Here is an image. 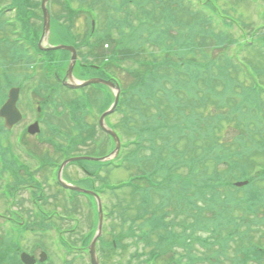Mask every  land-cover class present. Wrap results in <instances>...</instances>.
I'll return each mask as SVG.
<instances>
[{"label":"trees","instance_id":"1","mask_svg":"<svg viewBox=\"0 0 264 264\" xmlns=\"http://www.w3.org/2000/svg\"><path fill=\"white\" fill-rule=\"evenodd\" d=\"M76 1L96 20L103 41L85 43L83 37L76 42L79 33L73 26L80 15L69 8L68 16L52 11L51 42L77 48L85 43L89 50L98 44L102 48L105 42L113 46L110 56L100 62L83 53L86 61L80 69L83 73L99 69L120 84L117 112L123 115L112 126L123 146L116 164L138 171L118 186L108 187L107 177L103 178L117 244L101 243L103 249L110 245L104 263L128 264L124 254L117 257L120 249L136 252L137 264H264V188L257 184L264 179V21L259 26L250 21L246 28V22L223 9L225 0ZM15 3L24 16L29 5L36 9L39 4L37 0ZM262 16L264 20V12ZM23 24L20 36L36 53L48 57L60 74L61 66L54 64L57 53L38 48L41 25L26 20ZM1 40L5 43L0 44V104L9 86L18 82L24 86L37 63L26 45L6 37ZM250 48L260 55L241 56ZM43 85L54 88L46 81ZM96 86L68 97L67 102L54 95L50 104L45 103L54 109L48 140L61 157L90 139L94 142L98 135L92 111L106 110L113 94L96 92L100 90ZM61 106L64 113L58 111ZM63 114L66 118L56 117ZM62 126L67 127L65 137ZM8 132L0 123V179L13 161L8 153L15 154L6 143ZM23 142L27 145V137ZM31 146L35 154L39 152ZM113 148L114 142L105 139L92 152L106 155ZM48 153L30 163L35 159L40 167L48 165L53 161ZM113 163L98 166L106 167L110 175ZM25 174H18L8 187L31 183L30 166ZM96 179L86 183L93 186ZM241 179L249 183L239 188L234 182ZM7 244L0 239V264L7 257Z\"/></svg>","mask_w":264,"mask_h":264},{"label":"rangeland","instance_id":"2","mask_svg":"<svg viewBox=\"0 0 264 264\" xmlns=\"http://www.w3.org/2000/svg\"><path fill=\"white\" fill-rule=\"evenodd\" d=\"M252 0H231V1H222L221 3V6L223 7V9L227 10L229 13L233 14L234 17L236 18H240L242 19L244 22L247 23L246 25V28L249 27L250 28V20L252 21H255L256 24L260 23L262 20H261V17H259L257 15V13L254 11L253 9V6L256 2H253V5L250 3ZM247 6H246V5ZM54 7V6H53ZM59 6H57L58 8ZM54 12H55V9H54ZM82 19L83 17H81L80 21H81V24H82ZM37 22H39V19H35ZM81 27L84 29V26L81 25ZM248 31H251V30H248ZM241 56H245L247 59H252L253 57L251 56V54H258L256 53V50H254V48H250L248 51H242L240 52ZM260 55V53L258 54ZM56 56L60 59H63L65 57H68L67 54H65V52H57ZM69 62V61H68ZM67 62V63H68ZM103 74L98 72V71H94L93 73H90V74H86L85 77H94V76H102ZM96 88H99L101 90L104 91V93L106 94V90L101 87V86H97ZM34 89V83H31V82H28L26 83V87H25V92H24V101L25 99H28V95H27V92L29 94V97H30V92L31 90ZM33 101V100H32ZM34 107L36 108V104H34ZM35 111H32L31 112H28L27 113V118L23 121V124H21L19 127L15 128L11 135V142L13 144H15L16 140H17V135L20 133V131L22 130V127L24 125H26L27 122H29L30 120H32L33 118H35ZM121 118V115H119V113L115 114L113 116V121L116 122L118 121L119 119ZM55 122H59V121H56ZM29 144L30 145H34V147L42 154H45L47 152V150L49 149L51 151V153L54 150V148L49 144L48 145H45L43 142H40L34 138H30L29 139ZM93 147V146H92ZM52 149V150H51ZM91 149V146L88 145L87 148H84V151L86 154H89L91 156H99L96 152H88V150ZM26 156V155H25ZM84 164L86 165H90V166H97L98 165V162L97 161H93V160H90V161H85ZM73 166V165H71ZM37 168V167H35ZM262 171V170H260ZM72 173H74V175H72ZM44 173L42 172H38L36 173V177L39 178L41 181H43V175ZM72 176V177H76V178H72V177H69V176ZM82 176V172L78 171L76 167H68V170L66 171L65 173V177L66 178H71L73 180H78L77 177L79 176ZM128 177L129 176V172H126L124 170H122V168H119V169H113L112 173L110 174V178L112 181H118L119 179H122V178H125V177ZM126 177V178H127ZM258 183H259V188H264V181L262 180H258ZM56 184L54 182V178H50L49 180V183L47 185V192L48 193H54L57 191L56 189ZM29 198V192L27 191H18L17 195L14 197V202L10 203V201L12 200V198H9L8 199V203L5 201V198H3V195H2V190H0V213H1V218L0 220H6L7 221V218L10 217V212L8 211V208H11L13 210H22L21 209V206H26V207H30V201L28 200ZM53 201H56L54 198H53ZM51 201V202H53ZM82 201H86L85 199H82ZM20 203V204H17ZM60 203V204H59ZM61 201L60 200H57L56 201V205L54 207L57 208V210H60V209H63L62 206H61ZM54 205V203L52 204ZM47 206V205H46ZM49 207V205H48ZM52 207V206H51ZM49 207V208H51ZM81 207H84V209H81L77 215V218H78V227H77V231L76 233H80V235L84 234V232H88L89 231V226L87 225V220L84 219V217H88L89 215V212H87L88 210L86 209L85 205H81ZM8 222V221H7ZM70 223V220H65L62 222L63 226H66L69 228V225H72V224H69ZM112 225H113V222L109 221V223L107 224V229H108V232H110L111 228H112ZM5 229H9L10 225L9 223H6L4 222V225H2ZM5 232V231H3ZM41 231L37 230V231H33V230H29V232H27L26 234V237H24V245L25 244H30L31 245V242H34V241H41L43 243H45L42 239H44L46 241V239L44 237H38L36 236L35 233H40ZM51 234H53L54 236V239H57V235L55 233V231H52ZM108 237H110V235L108 234ZM33 244V243H32ZM50 245V244H49ZM52 245V244H51ZM57 248V245L56 243L54 242V247L51 248L53 254H52V257L54 258V262L53 264H62V260L65 259L68 261L69 264H80L81 262H84V261H89V258H88V255L87 254H84L83 255V259L81 257H75V255L73 253H67V252H60L56 250ZM118 254V253H117ZM118 255H123V254H118ZM128 257H124L125 261L128 262ZM51 260V259H50ZM116 260V259H115ZM114 264H116V261H113Z\"/></svg>","mask_w":264,"mask_h":264},{"label":"water","instance_id":"3","mask_svg":"<svg viewBox=\"0 0 264 264\" xmlns=\"http://www.w3.org/2000/svg\"><path fill=\"white\" fill-rule=\"evenodd\" d=\"M46 1L47 0L43 1L44 16H45V28H44V33L45 34L49 30V27H50V16H49V13H48V11L46 9V5H45ZM57 48H67V49H70L73 52V57H72L73 61H72L71 66H70V71H71L73 69V65H74V62H75V59H76V51L71 46L62 45V46H58ZM92 81H102V80H92ZM103 82H105V83H107V84H109L111 86H114V84L112 82H106V81H103ZM18 99H19V89L18 88L11 89L10 93H9V99L7 100V102L0 109V116L5 119V124L8 127H12L15 123L19 122L22 119V114L20 113V111H19V109L17 107ZM118 99H119V94H117V96H116L114 107L118 103ZM108 113L109 112H106V113H104L102 115V117H101V125L104 127V129H106L109 133H111L116 138V141H117L116 151H118L119 148H120V140H119V138L117 137V135L112 130L107 128V126L104 124V118H105V116ZM29 131L31 133L39 131L38 123L36 122L33 125H31L30 128H29ZM73 159H78V158H72L70 160H73ZM70 160H68V161H70ZM64 185H66L69 188H74V189H77V190H81L78 187H74V186H71V185H68V184H64ZM88 192H90V191H88ZM100 208H101V204H100ZM101 231H102V221H100V223H99V233H98V235L101 233ZM98 235L94 238V240L92 242V245H91V254H92L93 264H99L98 259H97L96 254H95V242H96V239H97Z\"/></svg>","mask_w":264,"mask_h":264}]
</instances>
